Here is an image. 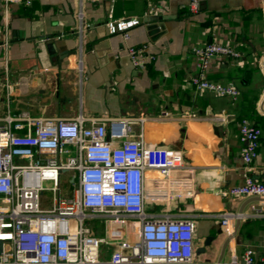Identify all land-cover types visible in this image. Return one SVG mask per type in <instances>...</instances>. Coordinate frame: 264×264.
<instances>
[{
	"label": "crops",
	"instance_id": "obj_1",
	"mask_svg": "<svg viewBox=\"0 0 264 264\" xmlns=\"http://www.w3.org/2000/svg\"><path fill=\"white\" fill-rule=\"evenodd\" d=\"M121 21L133 22L127 38ZM210 41L240 53L213 56L202 74L235 86V98L190 82L201 75L191 48ZM141 44L149 58L136 67L128 47ZM22 111L62 118L167 113L147 122L144 134L148 146L177 150L185 165L163 178V210L190 215L195 248L213 236L189 264H231L248 247L264 257V195L223 193L245 175L264 183V0H199L196 13L187 0H0V117ZM241 118L261 128L249 164ZM114 247L104 244L101 258Z\"/></svg>",
	"mask_w": 264,
	"mask_h": 264
},
{
	"label": "built area",
	"instance_id": "obj_2",
	"mask_svg": "<svg viewBox=\"0 0 264 264\" xmlns=\"http://www.w3.org/2000/svg\"><path fill=\"white\" fill-rule=\"evenodd\" d=\"M187 5L196 13L199 0ZM132 24L119 22L124 38ZM146 51V44L128 47L134 66H144ZM191 52L201 73L190 80L196 90L238 95L235 86L202 75L213 56L238 58V50L210 41ZM163 116L168 114L62 118L22 111L0 117V264H189L195 223L162 204L163 178L185 165L177 150L148 146L144 138L146 123ZM260 134L259 126L241 118L238 138L245 164L257 156ZM47 190L49 202L43 198ZM223 193L264 195V183L245 175ZM84 219L102 221L105 235H97ZM109 241L115 247L103 259L102 247ZM231 264H264V257L248 247Z\"/></svg>",
	"mask_w": 264,
	"mask_h": 264
},
{
	"label": "rangeland",
	"instance_id": "obj_3",
	"mask_svg": "<svg viewBox=\"0 0 264 264\" xmlns=\"http://www.w3.org/2000/svg\"><path fill=\"white\" fill-rule=\"evenodd\" d=\"M44 184H48V182L47 181H45L44 182ZM50 197H51V192L50 191H45L44 192V196H43V198H44V200L47 202H49V200H50ZM84 224L85 225H88V226H90V227H93V229L95 230V232L97 233V234H101L102 235V233H103V231H104V224H102L101 222H100V220H98V219H84ZM100 225L102 226V227H100ZM198 233V232H197ZM133 237L134 236H136L137 235V233H136V231H132V234H131ZM198 240H199V243H202V237H201V234H200V232L198 233ZM110 248V246L109 245H105V249L107 250V249H109Z\"/></svg>",
	"mask_w": 264,
	"mask_h": 264
},
{
	"label": "water",
	"instance_id": "obj_4",
	"mask_svg": "<svg viewBox=\"0 0 264 264\" xmlns=\"http://www.w3.org/2000/svg\"><path fill=\"white\" fill-rule=\"evenodd\" d=\"M213 240V236H207L205 237L202 245H197L195 248V253L199 254L201 252H204L206 247L211 244V241Z\"/></svg>",
	"mask_w": 264,
	"mask_h": 264
}]
</instances>
